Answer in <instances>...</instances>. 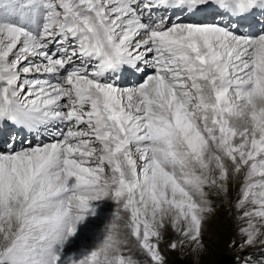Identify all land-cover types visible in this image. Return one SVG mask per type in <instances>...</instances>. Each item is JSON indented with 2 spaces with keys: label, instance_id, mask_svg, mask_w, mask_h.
Wrapping results in <instances>:
<instances>
[{
  "label": "snow or ice",
  "instance_id": "snow-or-ice-1",
  "mask_svg": "<svg viewBox=\"0 0 264 264\" xmlns=\"http://www.w3.org/2000/svg\"><path fill=\"white\" fill-rule=\"evenodd\" d=\"M217 200L264 264V0H0V264H215Z\"/></svg>",
  "mask_w": 264,
  "mask_h": 264
},
{
  "label": "rangeland",
  "instance_id": "rangeland-1",
  "mask_svg": "<svg viewBox=\"0 0 264 264\" xmlns=\"http://www.w3.org/2000/svg\"><path fill=\"white\" fill-rule=\"evenodd\" d=\"M231 198L235 199V189H233ZM215 203L217 204V212L212 217L205 236L211 252L205 259H210L215 264H230L232 256H235L239 251L237 249L229 252L227 247L229 240L236 235L237 221L235 220V213L229 205L221 203L220 200L215 201ZM172 235L169 231L166 238H170ZM226 254L228 259H223ZM192 258V256L187 258L189 264ZM181 264H185V262L182 261Z\"/></svg>",
  "mask_w": 264,
  "mask_h": 264
}]
</instances>
